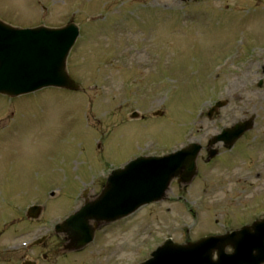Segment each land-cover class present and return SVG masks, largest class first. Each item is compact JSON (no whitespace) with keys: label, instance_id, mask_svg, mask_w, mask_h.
I'll return each mask as SVG.
<instances>
[{"label":"rangeland","instance_id":"1","mask_svg":"<svg viewBox=\"0 0 264 264\" xmlns=\"http://www.w3.org/2000/svg\"><path fill=\"white\" fill-rule=\"evenodd\" d=\"M91 17L99 19L88 22ZM0 18L20 28L73 20L81 37L67 69L83 89H46L13 100L0 95V248L12 245L15 235L21 245L39 237L32 234L38 223L28 222V230L20 222L30 202L46 203L47 217L39 222L50 229L49 221L68 214L93 174L146 151L159 155L182 135L189 140L188 132L199 131L195 137L201 141L215 134L204 115L215 101L228 104L219 111L217 127L251 115L264 122V0H0ZM225 57L232 66H223ZM158 110L162 116L150 118ZM132 112L145 119L127 121ZM212 170L201 161L188 195L173 189L175 198H200L192 207L196 217L217 222L215 229L201 221L193 230L197 224L182 208L179 222L191 227L190 239L263 217L264 194L256 197L254 184L240 179L243 170L227 186L223 177L232 169ZM204 180L212 185L206 196L199 193ZM100 183L90 185L89 196ZM225 193L236 200L232 207L222 201ZM180 230L167 224L163 208L152 206L99 230L88 252L70 263L90 258L94 264H140L166 238L183 242ZM16 256L3 258L15 264Z\"/></svg>","mask_w":264,"mask_h":264},{"label":"water","instance_id":"2","mask_svg":"<svg viewBox=\"0 0 264 264\" xmlns=\"http://www.w3.org/2000/svg\"><path fill=\"white\" fill-rule=\"evenodd\" d=\"M76 36L77 29L73 25L56 31H18L0 27V93L15 97L47 86L76 90L77 86L65 72V58ZM249 128L250 123L236 125L230 136L239 137ZM224 136L225 133L215 140ZM196 153L195 148L184 150L165 160L143 159L130 165L127 170L113 173L99 198L67 221L63 231L69 236L72 246L81 248L90 241L91 231H87L89 221L110 223L147 202L159 200L170 179L178 175L177 169H168L162 164L169 162V166H172L176 160L185 162L184 166L189 172L194 166ZM119 178L126 182H122L118 189ZM118 192H121L122 198L118 199ZM124 199L128 201L126 204L116 205L117 201L120 204ZM252 229L256 236L253 241L242 238L247 229L184 246L168 241L146 264H249L246 257L253 258L250 264H263L264 221L256 223ZM227 243L235 250L233 255H224L223 249ZM215 250L218 261L213 263L211 257ZM252 251L256 252L255 255H251Z\"/></svg>","mask_w":264,"mask_h":264},{"label":"flooded vegetation","instance_id":"3","mask_svg":"<svg viewBox=\"0 0 264 264\" xmlns=\"http://www.w3.org/2000/svg\"><path fill=\"white\" fill-rule=\"evenodd\" d=\"M258 124H260V122H258ZM260 129H264V128L263 127H256V130H255V127H254L255 132L264 133V131L260 130ZM255 139H256V143H255L256 146L254 145L253 147H250V148H249V146H247L246 143H237L229 150L225 149V147L223 145H219L217 147V150H218L217 157L213 160H210V161H207V159H206L203 164L207 167L208 172H212L213 171L212 169L214 167H216L217 171L220 172L221 168L227 167L231 163H236V164L240 163V165L242 166V170H243L242 176L244 177L245 181H255V182L261 181L262 184H264V137H257L256 136ZM257 140H258V142H257ZM208 151L209 150L207 149V145H206V148L203 150V152L206 154V156H207ZM232 152H238V155L246 154L245 159L244 160L239 159V162L236 159H231L232 162H229L228 161L229 158L226 156V154L232 153ZM197 175H198V173H197ZM197 175L192 180V183L196 179H198L199 175L198 176ZM233 175H234L233 173L230 174V170H229V172H227V177L232 178ZM204 181H206L207 183L201 185L199 192L202 193L203 196H206L207 190H209L212 185L210 183H208L209 181H207V180H204ZM224 182L228 183V181L226 179ZM250 184L252 185V183H250ZM175 185H177V184H175ZM186 190L187 189H185L184 191H186ZM177 197H178V199L181 200V196H177ZM242 198H244V197H237V199H242ZM182 202L186 203V201H183V200H182ZM230 202L233 203V201H230ZM195 207H197V205ZM191 213H193V211H191ZM250 223L251 222L248 221V222L242 224L241 226L248 225ZM229 231L232 232V229H227L223 232L227 233ZM223 232H217V234H219V233L223 234Z\"/></svg>","mask_w":264,"mask_h":264}]
</instances>
